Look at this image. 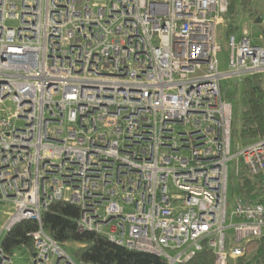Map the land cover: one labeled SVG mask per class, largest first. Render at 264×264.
I'll return each mask as SVG.
<instances>
[{"label":"built area","instance_id":"1","mask_svg":"<svg viewBox=\"0 0 264 264\" xmlns=\"http://www.w3.org/2000/svg\"><path fill=\"white\" fill-rule=\"evenodd\" d=\"M229 2L0 0V204L12 207L0 264H14L2 240L26 219L38 223L30 264H97L44 229L53 200L80 207V231L166 264L205 246L229 264L264 234V176L259 201L229 206V162L264 172V137L232 152L222 90L264 75V32L230 34L222 70Z\"/></svg>","mask_w":264,"mask_h":264},{"label":"trees","instance_id":"2","mask_svg":"<svg viewBox=\"0 0 264 264\" xmlns=\"http://www.w3.org/2000/svg\"><path fill=\"white\" fill-rule=\"evenodd\" d=\"M252 0H230L225 14V35L236 33L240 18L249 14L257 19L251 4ZM256 17V18H255ZM264 75L250 74L242 81L224 80L222 90L224 97L233 103L232 142L246 144L264 137ZM240 116L236 121L234 116ZM264 172L251 175L239 171L233 187L237 196L251 201L260 200V185ZM80 207L65 200H53L42 213L44 229L60 244H63L77 261L97 264H166V260L154 253L130 249L110 240L106 235L95 231H80L77 220ZM38 223L26 219L16 224L3 238L2 246L12 255L16 249L33 253V241L30 232ZM245 253L231 258L229 264H264V234L245 243ZM214 251L205 246L191 259L177 264H214Z\"/></svg>","mask_w":264,"mask_h":264},{"label":"rangeland","instance_id":"3","mask_svg":"<svg viewBox=\"0 0 264 264\" xmlns=\"http://www.w3.org/2000/svg\"><path fill=\"white\" fill-rule=\"evenodd\" d=\"M252 7H253V11H255L256 13V17H260L261 19H264V0H252L251 1ZM255 17V18H256ZM258 19V18H257ZM257 19H254V17L252 15L249 14H243L240 18V22H239V28L238 31L236 32L237 34H240L246 27L250 30V32L253 35H259L261 33L264 32V22L262 23H258L260 22V20L258 21ZM7 24L8 25H17L18 21L15 19H8L7 20ZM225 25V24H224ZM218 35H219V39L222 43V51L219 53V61H220V66L222 70H225L228 68V63H229V44H228V40L227 37L225 35V30L223 25H220L218 28ZM231 80V79H230ZM234 80V79H232ZM8 105H10L11 107H13V104L10 102H7ZM234 119L236 121L240 120V116H234ZM243 143H233L232 146V152L235 153L238 150V146L242 145ZM236 163L237 160L234 159L233 161L229 162V206L230 209L232 208V205L236 199V193L233 190V187L236 183V179L238 176V171H237V167H236ZM239 171H247V168L245 166V164L243 163V161H240V166H239ZM12 211V207L8 204H0V225L4 224L8 217H9V213ZM230 219L227 221L226 226V233L228 235V237L232 236L233 234V229L230 226ZM12 259H13V263L14 264H30L31 263V254L29 252H24L22 249H16L12 255H11Z\"/></svg>","mask_w":264,"mask_h":264}]
</instances>
